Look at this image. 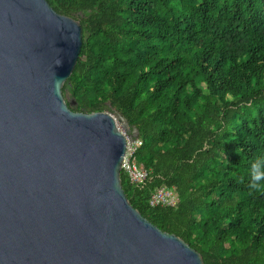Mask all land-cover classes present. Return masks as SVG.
<instances>
[{"label":"trees","instance_id":"obj_1","mask_svg":"<svg viewBox=\"0 0 264 264\" xmlns=\"http://www.w3.org/2000/svg\"><path fill=\"white\" fill-rule=\"evenodd\" d=\"M46 2L82 29L69 108L117 112L142 141L130 205L204 264H264V0ZM161 186L174 206L148 204Z\"/></svg>","mask_w":264,"mask_h":264},{"label":"water","instance_id":"obj_2","mask_svg":"<svg viewBox=\"0 0 264 264\" xmlns=\"http://www.w3.org/2000/svg\"><path fill=\"white\" fill-rule=\"evenodd\" d=\"M81 45L79 22L46 0H0V264H204L126 198L137 132L65 101Z\"/></svg>","mask_w":264,"mask_h":264},{"label":"built area","instance_id":"obj_3","mask_svg":"<svg viewBox=\"0 0 264 264\" xmlns=\"http://www.w3.org/2000/svg\"><path fill=\"white\" fill-rule=\"evenodd\" d=\"M142 145L139 138H135L131 142L127 141L124 157L121 162V172L127 177L129 182L135 187L144 184L148 177V171L137 166L134 157L137 149ZM151 207L155 206H174L176 204V197L173 188H166L165 186L155 188L148 200Z\"/></svg>","mask_w":264,"mask_h":264},{"label":"rangeland","instance_id":"obj_4","mask_svg":"<svg viewBox=\"0 0 264 264\" xmlns=\"http://www.w3.org/2000/svg\"><path fill=\"white\" fill-rule=\"evenodd\" d=\"M202 87H203V86H202ZM112 113H114V112H112ZM110 114H111V113H110ZM117 127H118L119 130L123 131V126L121 125L120 122L117 123Z\"/></svg>","mask_w":264,"mask_h":264}]
</instances>
